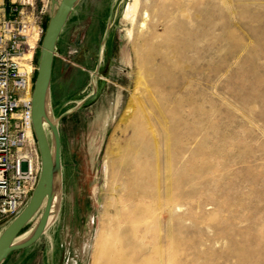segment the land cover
<instances>
[{
    "label": "rangeland",
    "instance_id": "1",
    "mask_svg": "<svg viewBox=\"0 0 264 264\" xmlns=\"http://www.w3.org/2000/svg\"><path fill=\"white\" fill-rule=\"evenodd\" d=\"M97 1H87L88 10L76 27L71 26L75 16L71 15L61 30L71 33L68 59L76 72L68 76L66 103L55 107L50 102L60 135L62 197L58 214L38 241L11 252L3 264L11 260L13 264H42L43 252L50 245L58 250L59 244L68 264H101L104 243L112 241L109 231L117 194L110 171H104L103 165L112 156L110 146L125 134L123 129L135 106L132 93H139L135 88L142 87L144 76L142 65L136 63L137 54L145 55L151 48L137 46L141 17L131 25L125 15L132 0H115L109 23L110 0L99 1L108 7L98 14L93 11ZM141 1L150 6L151 0ZM227 1L230 8L220 19L210 17L215 23L208 38L210 46L208 43L206 51L200 52L201 42L198 37L193 39L190 70L174 65L170 74L176 82L163 83L170 91V105L180 101L183 106L178 112L183 133L175 167L188 169L181 168L183 173L173 181L177 205L173 215L165 205L154 209L149 218L142 219V227L148 224L150 228L147 235L131 234V241L141 244L132 257L142 255V264L144 260V264H264V0ZM194 3L199 6L204 0ZM107 24L110 27L104 32ZM46 25L34 50L33 81ZM130 28L131 38L127 34ZM31 135L34 138L32 129ZM164 191L162 188V195ZM150 201L142 203V211L156 207ZM69 207L76 211L62 222ZM39 214L40 210L17 237L32 230ZM10 220L0 222V231Z\"/></svg>",
    "mask_w": 264,
    "mask_h": 264
},
{
    "label": "bare ground",
    "instance_id": "2",
    "mask_svg": "<svg viewBox=\"0 0 264 264\" xmlns=\"http://www.w3.org/2000/svg\"><path fill=\"white\" fill-rule=\"evenodd\" d=\"M229 4L227 0H204V3L199 6H195L194 0H151L149 6L145 1L142 4L141 0H132L125 7V15L130 20L131 25L138 19V16L141 17L140 20L138 19V28L141 33L139 36L141 38L139 40L140 44L138 43L137 46L142 45L143 48L149 46L151 51L149 50L150 52L145 55L143 52L142 56L140 52L137 54L136 63L139 62L142 65L144 76L142 87L135 88L139 90L140 95L135 93L138 94L136 96L134 92L132 93L131 101L135 102L133 103L135 106L130 111V118H128L129 120H127L123 129L125 134L122 135L120 132L122 136L117 140L118 143H113L115 144L114 147L110 146L109 148L107 146L109 148L108 154L111 153L110 156H112L109 160L107 159L108 161H104L103 167L104 171H110V177L112 178L109 179L113 180V191L116 192L117 197L116 203L114 201L115 204H113L116 214L113 220L114 224L109 231L110 236L112 235V241L110 242L109 239L105 241L107 244L104 243L107 250L104 249L105 253L103 252L100 255L103 259L101 264H142V255L140 257L136 256V259H134L135 256L132 257L134 255L132 252L140 249L141 244L136 243L135 240L131 241V234L137 235L143 232L147 235L150 228L147 226L148 224H144L145 226L142 227V219L149 218L154 209L158 210L157 208L165 205L170 216L173 215L177 206L172 189L174 187L173 181L180 171V174L183 173L182 169L184 168L181 166L176 169L175 167L178 165L177 152L180 134L183 133H180L182 121L180 119L182 118L179 117L180 113L178 112L182 110L183 106L179 100V102L170 105L168 102L170 91L163 88V83L173 84L176 82L170 74V70L174 65L175 67L176 65L177 67L182 65L183 68L187 67L190 70L188 61L190 51L195 47L193 46V39L195 40L198 37L199 41H197L201 42L200 47H198L199 51H206L208 43H211V41H208L209 34L215 28V23L212 22L210 17L216 15L220 19L224 12L229 10ZM231 9L236 12L235 7H231ZM195 27L198 29L197 33ZM127 34L131 38L133 34L131 28ZM126 60H130L128 54ZM30 128L32 129L31 111L30 127L27 131L29 135H31ZM187 164L189 162L185 165L187 166ZM186 168L188 169V166ZM55 186L56 191L46 228L55 220L59 211L62 191L57 180ZM147 188H150V193H147ZM162 188L165 189V195L161 193ZM150 200H153V205L154 202L156 203V207L151 205L153 208H144L142 211V207H144L142 205L151 202ZM148 204L150 205V203ZM142 212L144 213L142 214ZM155 226L158 227V225ZM30 232L27 231V233L19 235L16 241L23 240ZM108 246L109 248H107ZM158 252L160 251L158 250Z\"/></svg>",
    "mask_w": 264,
    "mask_h": 264
},
{
    "label": "built area",
    "instance_id": "3",
    "mask_svg": "<svg viewBox=\"0 0 264 264\" xmlns=\"http://www.w3.org/2000/svg\"><path fill=\"white\" fill-rule=\"evenodd\" d=\"M36 2L0 0V222L19 213L40 172L37 145L27 131L39 18L51 2Z\"/></svg>",
    "mask_w": 264,
    "mask_h": 264
},
{
    "label": "water",
    "instance_id": "4",
    "mask_svg": "<svg viewBox=\"0 0 264 264\" xmlns=\"http://www.w3.org/2000/svg\"><path fill=\"white\" fill-rule=\"evenodd\" d=\"M78 1L50 0L51 8L54 11L48 19L39 47L30 108L32 131L40 157V172L26 204L0 231V264L11 252L27 248L39 240L46 230L56 191V180L61 189L60 135L57 121L53 118L50 108V78L56 41ZM46 129L50 132L51 142ZM39 210V217L30 234L23 240L16 241L21 229Z\"/></svg>",
    "mask_w": 264,
    "mask_h": 264
},
{
    "label": "crops",
    "instance_id": "5",
    "mask_svg": "<svg viewBox=\"0 0 264 264\" xmlns=\"http://www.w3.org/2000/svg\"><path fill=\"white\" fill-rule=\"evenodd\" d=\"M87 1L89 0H79L77 4L74 6V8L72 9L69 15V17H71V15H75L73 22L71 24L72 27H76L78 19L81 18L82 13H84L86 9L88 10ZM99 1H102V0L97 1V4L95 5V9L93 10L97 14L99 12H102L108 7V5H106L105 2L99 3ZM114 1L115 0L109 1V7H108L109 12H108V20H107L108 23L111 20L110 19L112 15L111 7L114 5ZM47 14L43 15L42 16L43 18L40 19L39 21V26L42 31L46 23L48 22L47 19H49L50 15L52 14L51 7L49 10V13ZM109 27H110V24H107L105 26L104 32H106L109 29ZM70 36H71V33L69 34L68 32V33L63 34V32L61 31L56 41V45H55L54 57H53L52 68H51L50 92H49L50 102L55 107H60L66 103V98H67V93H68V78H69L68 76L71 72H73V74H75L76 72V67L74 66V64L72 63L70 64V61L68 59V57L70 56L72 52V48L70 47V44H69ZM117 100H118L117 104H119V98ZM75 211L76 209H74L73 207L71 208L69 207L68 209H66L62 222L66 221L67 218H69L70 214L71 213L74 214ZM61 246H62L61 244L58 245V247L60 248ZM60 248L57 250V248L50 245L49 249L43 252V263L42 264H68L69 258L65 252L61 251ZM4 261L1 264H3ZM8 264H13V260H11Z\"/></svg>",
    "mask_w": 264,
    "mask_h": 264
},
{
    "label": "flooded vegetation",
    "instance_id": "6",
    "mask_svg": "<svg viewBox=\"0 0 264 264\" xmlns=\"http://www.w3.org/2000/svg\"><path fill=\"white\" fill-rule=\"evenodd\" d=\"M67 113H68V109H65L62 114H64L65 116Z\"/></svg>",
    "mask_w": 264,
    "mask_h": 264
}]
</instances>
